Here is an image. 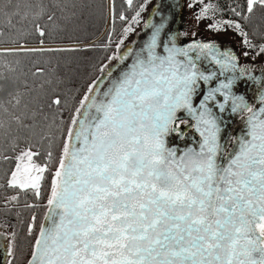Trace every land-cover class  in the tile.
<instances>
[{
    "label": "snow or ice",
    "instance_id": "obj_1",
    "mask_svg": "<svg viewBox=\"0 0 264 264\" xmlns=\"http://www.w3.org/2000/svg\"><path fill=\"white\" fill-rule=\"evenodd\" d=\"M148 2L130 21L121 13L128 26L106 58L117 63L101 64L82 95L59 78L21 90L18 69L0 72V160H15L7 186L40 199L50 179L45 220L38 233L35 216L27 226L25 264H264V78L216 42L178 46L180 34L169 33V18L157 11L160 22L145 23L151 32L142 45L121 53ZM197 6V24L234 32L255 51L253 61L264 56V42L252 39L264 41V16L254 20L264 0L230 5L235 19L223 18L213 0H188ZM57 10L59 0H0V37L29 28L44 37L41 21L55 23ZM10 42L19 48L0 56L24 49ZM241 85L255 87L251 99ZM233 118L243 125L239 135L229 130ZM181 125L199 139L170 144L173 136L188 140ZM0 237L8 240L6 264H15L16 233Z\"/></svg>",
    "mask_w": 264,
    "mask_h": 264
},
{
    "label": "trees",
    "instance_id": "obj_2",
    "mask_svg": "<svg viewBox=\"0 0 264 264\" xmlns=\"http://www.w3.org/2000/svg\"><path fill=\"white\" fill-rule=\"evenodd\" d=\"M59 2L63 10H57L55 23L47 22L46 18L41 21L46 25L44 37L39 36L31 28L22 36L9 34L4 30L5 35L0 37V50L18 49L19 44L11 43V40H18L24 45V49L19 50L17 54L0 56V72L7 73L8 67L18 69L21 90H25V83L30 88H38L47 79L59 78L70 80V87L73 90L79 89V95H82L87 84L98 75L99 66L106 64L108 61L106 58L115 52L123 29L144 0H134L133 8L128 6L126 0H59ZM213 2L223 9V18L226 19H235L230 12V5L246 8V0H213ZM121 13L128 18V21L120 20ZM261 16H264V10L258 8L254 20L258 22ZM217 17L221 18L219 14ZM252 28V25L247 26L250 33ZM110 32L111 41L108 38ZM252 39L256 44L264 42L258 35L253 36ZM26 49H37V51L29 52ZM50 49L55 51H49ZM37 70H41L42 74L33 76ZM60 91H63V87ZM75 94L74 91L73 95ZM79 95H76L77 100ZM71 104L70 99L69 107ZM68 115L69 112L65 110V120ZM23 146L22 141L21 147ZM37 147L43 153L47 150V143L38 144ZM8 154L13 155L10 150ZM43 160L42 155L40 162ZM14 166V159L7 162L0 160V218L4 215L13 218L12 224L8 222V232L10 223L11 232L16 233L15 264H25L26 253L33 239L27 234V226L33 223L32 217L35 216L33 228L37 233L47 206L50 179L42 188V197L37 199L30 189H11L7 186L8 175ZM12 193H15L18 199L7 207L6 199Z\"/></svg>",
    "mask_w": 264,
    "mask_h": 264
},
{
    "label": "flooded vegetation",
    "instance_id": "obj_3",
    "mask_svg": "<svg viewBox=\"0 0 264 264\" xmlns=\"http://www.w3.org/2000/svg\"><path fill=\"white\" fill-rule=\"evenodd\" d=\"M180 3H176V0L174 2H171L169 6H165V8L162 9V11H157L156 8H154L152 5H150L149 9L146 11L144 18L148 19V21L152 24H156L160 22L161 16L159 14L153 15L154 11H157L158 13H162L164 16L168 17V28L167 31L169 33H179L180 35L177 36V45L184 47L187 46L189 43L195 40H199L202 42H216L217 45L221 48V50H224L226 48H230L238 57L239 62L241 65H251L253 67L252 75L264 78V61L256 58L255 61L252 60V56L249 55L248 57H244L243 53L236 48V46L223 37H209V36H201V35H189L187 31V25L185 24L184 20V10L182 6H179ZM144 19V20H145ZM144 23L141 25L140 30L133 34L132 39L130 40V43H132L134 46H138L139 42L142 38H144L149 31V29H145ZM199 66L203 67L206 62L198 61L197 62ZM238 91L245 92V94L248 96L249 99H251L253 93L255 92V87L245 89L243 85L238 89ZM180 116H184V113H178ZM185 119H189L188 117H184ZM234 122L230 125V132L239 135L241 133V130L243 128V125L240 123L239 118H233ZM181 129L187 133L188 140L187 141H181L175 136L170 138V144H179L183 146L185 143H191L192 138H195L196 140L199 139L198 134H196L190 127H187L185 125H181ZM9 222V221H8ZM8 222L5 220V218H0V233H3L5 236L11 237L12 232H8ZM8 245V240L4 239L3 237H0V264H6V261L8 259H11L6 255V249Z\"/></svg>",
    "mask_w": 264,
    "mask_h": 264
},
{
    "label": "rangeland",
    "instance_id": "obj_4",
    "mask_svg": "<svg viewBox=\"0 0 264 264\" xmlns=\"http://www.w3.org/2000/svg\"><path fill=\"white\" fill-rule=\"evenodd\" d=\"M174 1L175 0H149V2L146 4V6L144 8V11L141 13L140 17L138 18L139 19V23L132 25V27L135 29V31H132V32L128 33L127 38L124 40V43L130 42V40L133 37V34L140 30L141 25L144 23V19H145L144 15H145L146 11L149 9L150 5H152L154 8H156V10L159 12V11H162V9L165 8V6H169V4L171 2H174ZM176 3H180L179 6H182V8L184 10V16L183 17H184V20H185V24L187 25V31H188L189 35H192L193 32H195L196 35H201V36L218 37V38L223 37V38H226L227 40H229L230 42H232L236 46V48H238L242 53L247 50L250 53L249 55H251V56L255 55V51L254 50H248V49H245L242 46L240 37L237 36L234 32L228 31L226 33L225 32L216 33V32L209 31L207 29L208 21H203V22H200L199 24H197V22L194 19V14H195V12H197L199 10L198 6L193 8V9H189L187 7L188 0H176ZM216 18L217 19H221V18H218V17H216ZM126 26H128V23L126 24ZM118 43H119V41H118ZM116 51L117 50H115V52L113 54H115ZM257 58H259V59L264 61V56L257 57ZM109 63L110 62L107 61L106 64H109ZM13 195H16V194L12 193V194H10L8 196V198L13 196ZM8 198L6 199V202L8 201ZM12 202H15V201H11V202L7 203V207H8V205L12 204ZM3 218H5V220L7 222L9 221L11 224L13 223V218L11 216L4 215ZM10 223H9V225H10L9 231H12V227H11Z\"/></svg>",
    "mask_w": 264,
    "mask_h": 264
},
{
    "label": "water",
    "instance_id": "obj_5",
    "mask_svg": "<svg viewBox=\"0 0 264 264\" xmlns=\"http://www.w3.org/2000/svg\"><path fill=\"white\" fill-rule=\"evenodd\" d=\"M145 23H149V21H148V19H145L144 20V25H145ZM159 23V22H158ZM144 27V26H143ZM145 28V27H144ZM150 32H151V30L149 31V33L144 37V38H142L141 40H140V42H139V45L138 46H134L132 43H130V42H126V43H124L122 46H121V53H123V52H125V51H127V49L128 48H132V49H138L141 45H142V43L144 42V40L147 38V36L150 34ZM131 61L129 60V61H127L126 63H130ZM116 61H113V62H111V63H109L108 65H109V67H115V65H116ZM123 67V66H122ZM116 73H114V75H115ZM98 75H99V73H98ZM97 75V76H98ZM48 205L46 206V209H45V212H44V215H43V218H42V220H41V223L42 222H44V220H45V214L48 212ZM40 223V224H41ZM38 231H39V229H38ZM38 231H37V233H38Z\"/></svg>",
    "mask_w": 264,
    "mask_h": 264
}]
</instances>
